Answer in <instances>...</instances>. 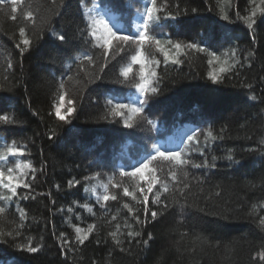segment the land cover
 Instances as JSON below:
<instances>
[{
    "label": "trees",
    "instance_id": "trees-1",
    "mask_svg": "<svg viewBox=\"0 0 264 264\" xmlns=\"http://www.w3.org/2000/svg\"><path fill=\"white\" fill-rule=\"evenodd\" d=\"M94 4L100 5L99 13L114 30L137 34L150 0H25L23 10L33 12L34 24L19 14L13 21L0 12V115L15 121H0L4 157L0 168L31 165L24 170L31 188H20L19 196L0 200L6 209L0 215V264H264L259 256L264 252V229L258 225L264 216V16L258 12L250 30L239 18L254 6L249 0H157L162 26L150 24L151 35L195 41L217 55L235 51L242 67L226 74L223 83L212 84L208 73L219 65L210 66L205 53H177L166 45L165 61L154 45L147 48L145 71L157 73L152 79L159 94L149 96L142 115L153 124L136 117L140 122L128 128L122 118L108 115L109 101L140 106L138 100L144 98L138 89L116 83L136 46H125L123 51L114 46L106 57L88 35V14ZM221 7L228 21L221 19ZM177 13L175 20L164 19ZM20 27L33 41L23 55L16 47L22 40ZM53 32L64 34L67 43L57 41ZM85 54L92 56L91 63L83 59ZM173 58L182 62L175 64ZM153 59L159 63L152 64ZM133 67L138 80L140 65ZM61 91L75 106L67 123L55 115ZM105 115L107 119L102 118ZM209 130L216 139L206 138ZM167 133L173 143L181 142L179 148L171 150L162 143ZM189 136L195 140L190 142ZM12 146L21 148L23 155L8 154L6 148ZM156 148L182 151L187 163L153 162L150 167L156 169L160 183L149 194L148 207L163 215L138 224L124 204L144 221V206L138 202L142 197L139 193L138 200L124 197L110 180L130 187L139 183V177H121L120 172L131 171ZM228 155L239 163L229 161ZM205 160L216 166L193 167ZM70 180L80 184L69 187ZM161 183L167 184V192ZM105 184L117 200H97ZM157 192L169 205L166 210L152 204ZM0 194L9 193L0 188ZM89 224L96 227L84 245L74 244L68 250L60 245L59 233L71 239L75 226ZM113 231L119 246L109 235ZM29 240L42 246L40 251L14 247Z\"/></svg>",
    "mask_w": 264,
    "mask_h": 264
},
{
    "label": "snow or ice",
    "instance_id": "snow-or-ice-1",
    "mask_svg": "<svg viewBox=\"0 0 264 264\" xmlns=\"http://www.w3.org/2000/svg\"><path fill=\"white\" fill-rule=\"evenodd\" d=\"M250 4L254 5L248 15L244 17H238L243 19L248 29H253L254 25L256 24V17L259 12L260 15L264 16V0H259V3L256 0H249ZM25 0H0V12H3L5 15H9L13 21H16L18 18V14L22 16L23 20L35 23L33 12L30 10H23ZM8 11H5V7L9 6ZM100 8L99 4H94L93 7L89 10L88 14V35L94 38L97 41L99 47L105 50V56L107 57L109 51L113 49L114 46L119 48L120 51L124 50L125 46L128 45H135L136 50L135 54L131 56V62L128 63L126 66L122 67L118 73V77L116 83L125 84L131 87H134L139 90L141 94H143V99H139L138 103L140 106H136V103H124L120 101H109L112 104V107L109 110L108 115L113 117H120L124 121L125 127L131 128L133 127V122L139 123L140 121L135 120L136 117H140L143 121L147 122L149 125H152L153 122L148 120L147 117H144L142 114L144 112V105L148 102L149 96H156L159 94V89L157 86H154L153 79L157 76V73L153 70L150 72L145 71L146 67L149 63V56L146 51L147 48L155 46L156 50L162 52L164 54L165 61L169 59V51L166 50V45L170 46L171 49H174L177 53L184 51L187 53L188 51L194 50L195 52L205 53L209 59L208 64L210 66L216 64L219 65L217 70L210 71L208 73V80L211 81L212 84H221L223 83L224 76L228 73L233 72L237 66H241L240 60L236 57L235 51L225 52L221 55H217L215 51H212L208 46L197 43L195 41L183 42V41H173L171 38L162 40L157 38L154 35H151L148 31L149 25H155L156 27H161L160 24L161 16L159 12L162 10L157 6V0H150V4L144 8L143 11V22L141 24V29L137 34H125L123 31L116 29L109 25L107 19H105L104 15H101L98 11ZM192 13L195 14L197 12L196 8H193ZM221 11V19L228 21L229 15L224 11L223 7L220 9ZM95 13V15H93ZM187 15V10L184 12ZM176 15L168 14L164 17V19H177ZM55 39L61 43H67V38L62 33H52ZM19 35L22 37V40L16 47L20 50V54L23 55L26 51H28L33 41L29 39L26 35V30L24 27L19 28ZM102 41V43H100ZM23 45V47H21ZM223 57V58H222ZM83 59L92 62V56L85 54ZM172 62L175 64H180L182 61L179 59L173 58ZM152 64H158V61L154 59L151 60ZM134 65H140L139 71V79L136 80L135 73H134ZM11 67V64H9ZM69 79H71L69 77ZM158 84V80L155 82ZM64 85L61 83L60 88L63 89ZM249 87H251L249 85ZM255 99V97H252ZM65 105H68L65 107ZM62 109H64L62 113ZM127 110V111H125ZM75 112L74 101L67 99L66 100V93L63 91L60 92L58 97V103L55 105V115L58 117L60 121L63 122H70L66 118L67 116L72 115ZM130 113V114H129ZM35 115V113H33ZM108 115L102 117L103 119H107ZM0 121L4 122L5 124L15 123L13 118L9 117L8 115H0ZM54 136H50L49 139H53ZM206 138L216 139L217 137L213 135V132L209 130L206 133ZM222 138V137H221ZM188 140L194 141V136H189ZM198 143V141H196ZM6 152L12 156L16 155H23V150L17 146L7 147ZM203 155V153H201ZM4 159L3 156H0V160ZM159 159H163L165 161H174L177 165H182L187 163L182 158V151H162L159 148L155 149L154 154L150 153L144 160L138 163V166L134 167L131 171H121V177H130L136 178L139 177V183H136L134 186H126L123 182H115L110 180L112 187L117 189H122V194L124 197H131L132 200H138V202L143 204V215L144 221H141L140 216L136 215L133 208L129 206V204L125 203L124 207L128 209L130 213H133V218L135 219L136 223H144L147 222L149 216L152 220H155L158 216L163 215V211L153 210L152 208L148 207L149 203V194L153 193L154 187L157 183H160L158 177L156 175V169L150 167L154 161ZM227 159L229 161H233L234 163H239L238 161H234L232 155H228ZM212 160L215 161L216 157H212ZM214 163H209L205 160L202 164H193V167L200 168V167H215ZM25 169H31V165L28 163L25 164H15L14 167H8L7 169L0 168V188L6 190L8 195L0 194V200H11L13 197L19 196L18 189H30L31 184L27 180V172ZM34 172L35 169H32ZM148 172L149 175L146 177L144 175L145 172ZM100 174L97 173L96 176L98 177ZM187 174L185 173V176ZM172 179H176V173H171ZM35 177L33 176V179ZM85 180H88L89 177H85ZM69 187L74 185H79L80 181L70 180L68 181ZM108 184L103 185L104 194L102 196H98V201L107 202L109 200H117L118 196L116 194H110L108 192ZM161 187L163 188L164 192L168 191V186L165 183H161ZM187 187V185H185ZM22 199H28V196H22ZM152 204L159 206L162 210H166L169 205L164 203L161 200V193L157 192L154 196V199L151 201ZM89 212L92 211L91 208H88L87 205H84ZM71 210V209H70ZM5 207L0 206V215L5 213ZM25 218V213L21 211V220ZM115 219V217H113ZM258 225L261 229H264V216L258 218ZM23 227V224L20 225ZM94 224H89L87 228H82L80 226L74 227V236L73 238H69L67 233L61 232L59 233L57 239L60 242V245L65 248V250L70 249L74 244L75 245H84L85 242L89 239L91 234L95 230ZM3 235V233H0ZM8 236H11L12 233H7ZM109 235L113 238L116 245H120L121 241L117 239V232L113 231L110 232ZM139 236L140 233L136 232H128V236ZM151 239V236H149ZM7 242V241H4ZM147 243V241H145ZM14 247L21 252H28V253H37L40 251L42 246H34L32 241L29 240L26 244H14ZM123 251V248H121ZM260 259H264V252L259 254Z\"/></svg>",
    "mask_w": 264,
    "mask_h": 264
},
{
    "label": "rangeland",
    "instance_id": "rangeland-1",
    "mask_svg": "<svg viewBox=\"0 0 264 264\" xmlns=\"http://www.w3.org/2000/svg\"><path fill=\"white\" fill-rule=\"evenodd\" d=\"M67 106H68V105H65V107H67ZM61 111H62V113H63L64 109H62Z\"/></svg>",
    "mask_w": 264,
    "mask_h": 264
}]
</instances>
